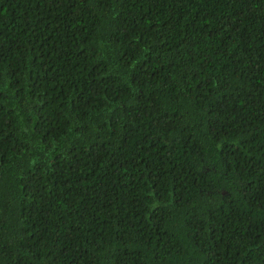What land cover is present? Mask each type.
Returning <instances> with one entry per match:
<instances>
[{
	"label": "trees",
	"instance_id": "1",
	"mask_svg": "<svg viewBox=\"0 0 264 264\" xmlns=\"http://www.w3.org/2000/svg\"><path fill=\"white\" fill-rule=\"evenodd\" d=\"M0 264H264V0H0Z\"/></svg>",
	"mask_w": 264,
	"mask_h": 264
}]
</instances>
